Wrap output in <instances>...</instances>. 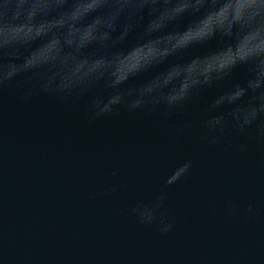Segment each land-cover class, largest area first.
Instances as JSON below:
<instances>
[{
    "label": "water",
    "instance_id": "water-1",
    "mask_svg": "<svg viewBox=\"0 0 264 264\" xmlns=\"http://www.w3.org/2000/svg\"><path fill=\"white\" fill-rule=\"evenodd\" d=\"M221 46L217 38L183 58ZM177 60L170 57L131 83ZM246 72L240 66L205 89L191 113L176 119L196 126L207 104L243 82ZM167 124L158 115L127 112L89 121L83 101L0 95V264H264V148L206 147L191 134L177 137ZM186 160L193 164L189 174L167 189L174 229L162 235L139 225L128 210L157 194ZM113 183L122 190L100 194ZM231 204L241 212L230 219ZM248 204L254 216L243 214Z\"/></svg>",
    "mask_w": 264,
    "mask_h": 264
},
{
    "label": "clouds",
    "instance_id": "clouds-1",
    "mask_svg": "<svg viewBox=\"0 0 264 264\" xmlns=\"http://www.w3.org/2000/svg\"><path fill=\"white\" fill-rule=\"evenodd\" d=\"M185 17L190 20L180 30ZM217 38V50L184 60L186 50ZM170 57L177 62L131 83ZM240 66L247 70L243 82L212 99L196 126L176 119ZM6 90L22 102L40 96L83 101L89 121L122 112L158 115L177 137L191 134L206 147L238 153L249 145L264 148V0H0V95ZM233 135L243 142L228 140ZM192 167L184 161L129 214L159 234L171 232L167 189ZM122 188L113 183L100 194ZM240 212L231 204L226 215ZM243 214L254 216L256 209L248 204Z\"/></svg>",
    "mask_w": 264,
    "mask_h": 264
}]
</instances>
